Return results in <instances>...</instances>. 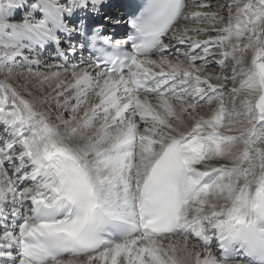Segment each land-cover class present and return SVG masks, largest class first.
<instances>
[{
  "label": "snow or ice",
  "instance_id": "obj_1",
  "mask_svg": "<svg viewBox=\"0 0 264 264\" xmlns=\"http://www.w3.org/2000/svg\"><path fill=\"white\" fill-rule=\"evenodd\" d=\"M0 264H264V0H0Z\"/></svg>",
  "mask_w": 264,
  "mask_h": 264
},
{
  "label": "bare ground",
  "instance_id": "obj_2",
  "mask_svg": "<svg viewBox=\"0 0 264 264\" xmlns=\"http://www.w3.org/2000/svg\"><path fill=\"white\" fill-rule=\"evenodd\" d=\"M49 62H52V61H49ZM41 70H43V69H41ZM209 70H211V69H209Z\"/></svg>",
  "mask_w": 264,
  "mask_h": 264
}]
</instances>
